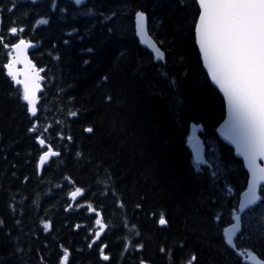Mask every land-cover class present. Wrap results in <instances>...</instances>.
Masks as SVG:
<instances>
[{"label":"trees","instance_id":"16d2710c","mask_svg":"<svg viewBox=\"0 0 264 264\" xmlns=\"http://www.w3.org/2000/svg\"><path fill=\"white\" fill-rule=\"evenodd\" d=\"M140 10L165 63L136 38ZM197 19L195 0H0V264H61L64 249L68 264H244L223 232L248 175L216 133L226 106L203 67ZM19 36L48 71L36 116L6 73ZM194 127L215 143L223 176L197 169ZM48 146L60 155L41 167ZM98 218L107 227L96 240ZM257 233L244 229L241 243L264 258Z\"/></svg>","mask_w":264,"mask_h":264},{"label":"snow or ice","instance_id":"6c2138e0","mask_svg":"<svg viewBox=\"0 0 264 264\" xmlns=\"http://www.w3.org/2000/svg\"><path fill=\"white\" fill-rule=\"evenodd\" d=\"M73 3L86 7L85 0H73ZM195 3L198 10V22L194 25L196 42L212 81L227 100L229 121L225 134L237 145L239 154L244 156L252 173L251 183L244 193V200L239 205L237 214L233 216V223L223 232L226 245L235 248V240L241 234L239 213L245 209L251 210L250 206L264 200V196L258 194V188L261 187V182H264V167L257 162L264 160V0H195ZM52 7H55V3ZM135 18L136 31L142 43L152 50L155 59L163 60L164 52L148 37L145 13L137 12ZM47 23V19L39 20L41 25ZM22 31V28L17 27L9 29L10 34L14 36ZM3 39L0 37V43ZM31 47V41L19 39L11 46L8 53L11 61L6 68L15 83L23 85L22 99L27 102L29 112L35 116L37 93L41 89L40 81L43 79L40 73L43 70L37 69L28 59L27 50ZM21 62L29 70L25 72L24 80L18 79L19 73L13 70L14 65ZM71 115L75 116L76 113ZM30 131L35 132L37 129L33 127ZM86 131L91 133L93 129L89 127ZM38 142L41 146L46 144L42 137L38 138ZM58 155L60 154L48 146L47 151L39 158L40 166L42 167L48 158ZM80 194L82 190L77 188L70 195L75 200ZM158 223L161 226L167 224L163 214ZM95 224L99 227V231L95 233L98 240L107 225L100 218L96 219ZM50 228V223L44 224L46 231ZM95 242L93 240L92 244ZM92 244H89V247ZM106 247L107 245H103L99 251L102 259L108 261L110 257L105 254ZM68 259L69 252L64 249L61 264H68ZM195 259L196 257L192 256L188 264H193ZM252 259L255 260L256 257L253 255ZM259 264H264V261Z\"/></svg>","mask_w":264,"mask_h":264},{"label":"water","instance_id":"95a60500","mask_svg":"<svg viewBox=\"0 0 264 264\" xmlns=\"http://www.w3.org/2000/svg\"><path fill=\"white\" fill-rule=\"evenodd\" d=\"M147 17V16H146ZM148 26H149V20H148V18H147V32H148ZM139 37V36H138ZM148 37L154 42V43H156L151 37H150V35H149V32H148ZM139 39L141 40V37H139ZM141 42H142V40H141ZM142 45L143 46H145V47H148V46H146L144 43H142ZM157 45V44H156ZM198 45V44H197ZM158 46V45H157ZM149 48V47H148ZM30 49V48H29ZM29 49L27 50V57H28V59H30V57H29ZM150 49V48H149ZM151 50V49H150ZM152 51V50H151ZM202 55V54H201ZM164 60V59H163ZM19 64H21V65H23V67H24V73L26 72V71H29L27 68H26V65L23 63V62H21V63H18V64H15L14 65V67L16 66V65H19ZM205 66V65H204ZM14 67H13V70H14ZM205 68H206V70H207V72H208V69H207V67L205 66ZM209 73V72H208ZM30 74V73H29ZM209 76H210V74H209ZM210 78H211V76H210ZM18 79H19V76H18ZM212 80V79H211ZM213 82V81H212ZM213 84L215 85V83L213 82ZM216 87H218L217 85H215ZM219 88V87H218ZM40 91H41V89H40ZM40 91L37 93V95H39V93H40ZM222 92V91H221ZM223 93V92H222ZM224 95V94H223ZM226 102H227V100H226ZM228 121H229V111H228V105H227V118L225 119V121L218 127V129H217V132H218V134H219V136L225 141V142H227L229 145H231V146H233L234 148H235V150H236V156L237 157H239V158H241V159H243L244 160V163H245V166H246V169H247V171L249 172V174H250V181H249V184L251 183V179H252V173H251V170L248 168V166H247V161L245 160V158H244V156L243 155H240L239 154V151H238V148H237V145L235 144V143H233L229 138H228V136L225 134V129H226V125H227V123H228ZM195 147H196V150H197V152L201 155V156H203L204 155V145H203V143H202V141L200 140V139H195ZM259 164H260V166L261 167H264V165H262L261 164V162H263V164H264V160H258L257 161ZM249 184H248V186H249ZM264 184V182H261V185H263ZM248 190V189H247ZM247 190L245 191V192H247ZM244 192V193H245ZM259 192H260V187L258 188V194H259ZM244 193L242 194V197H241V201H240V204L243 202V200H244ZM258 203V202H257ZM251 207V206H250ZM247 209H245V211H246ZM244 211V212H245ZM244 212H240V216L244 213ZM229 228V227H228ZM241 230V229H240ZM249 260H251L252 262H254V263H256V264H259V262H261V261H259L258 259H255V260H253L252 259V256L249 258Z\"/></svg>","mask_w":264,"mask_h":264},{"label":"rangeland","instance_id":"374dc122","mask_svg":"<svg viewBox=\"0 0 264 264\" xmlns=\"http://www.w3.org/2000/svg\"><path fill=\"white\" fill-rule=\"evenodd\" d=\"M118 23H120V21H118ZM197 133H198V129L194 128L192 131V137H195ZM202 162H204V164H210L211 162L209 167L214 176L216 175L218 177V176L224 175V173L222 172L224 164L222 160L220 159L217 149H216V152L211 153L210 160L205 159V160H202ZM219 172L220 174L217 175ZM262 220H264V207L260 208L259 210H257L256 212H254L253 214L247 217V227H251L255 231L264 230V222H262Z\"/></svg>","mask_w":264,"mask_h":264},{"label":"bare ground","instance_id":"6f19581e","mask_svg":"<svg viewBox=\"0 0 264 264\" xmlns=\"http://www.w3.org/2000/svg\"><path fill=\"white\" fill-rule=\"evenodd\" d=\"M135 35H136V38L138 39L139 37H138V34H137V32H135ZM195 40H196V37H195ZM143 48H144V46L142 45V44H140ZM30 59L32 60V58H31V53H30ZM22 66L23 65H21V64H19V65H16L15 67H14V71H16V72H18L19 73V75L18 76H20L22 79H25V74L24 73H22ZM44 69V68H43ZM46 70V69H45ZM14 86H16L15 84H14ZM16 87H23V85H19V86H16ZM68 182V181H67ZM75 191V190H74ZM66 192H68V188H67V190H66ZM244 192H242L241 194H240V197H239V205H240V201H241V197H242V194H243ZM71 194V193H70ZM69 194V195H70ZM86 194V193H85ZM71 196V195H70ZM258 204V203H257ZM256 207V205H253V206H251L250 207V209L251 208H255ZM89 209V208H88ZM101 210V209H100ZM66 212H67V214H70V212L68 211V209L66 210ZM86 220H88L89 222H90V220L88 219V218H86V217H84ZM104 220V219H103ZM259 222V221H258ZM232 223H233V218H232ZM231 223V224H232ZM230 224V225H231ZM226 230V229H225ZM258 230V229H257ZM258 236H261L262 237V241H263V243H264V230H261V231H258ZM241 236H243V230L241 231V234L239 235V237L235 240V244H236V246H235V248H232L233 250H235L236 249V247H237V242L239 241V239H240V237ZM137 244V243H136ZM142 245V244H141ZM143 247V246H142Z\"/></svg>","mask_w":264,"mask_h":264},{"label":"flooded vegetation","instance_id":"af4514ba","mask_svg":"<svg viewBox=\"0 0 264 264\" xmlns=\"http://www.w3.org/2000/svg\"><path fill=\"white\" fill-rule=\"evenodd\" d=\"M32 54H33V52H31V58H32V60L33 61H35L34 59H33V57H32ZM16 87V86H15ZM23 88V87H22ZM243 239H239V241L237 242V247L240 245V243H241V241H242Z\"/></svg>","mask_w":264,"mask_h":264}]
</instances>
